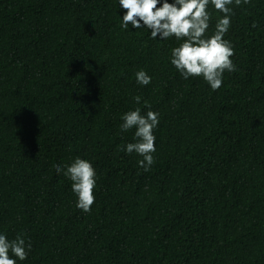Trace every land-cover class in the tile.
I'll return each mask as SVG.
<instances>
[{"label":"trees","instance_id":"1","mask_svg":"<svg viewBox=\"0 0 264 264\" xmlns=\"http://www.w3.org/2000/svg\"><path fill=\"white\" fill-rule=\"evenodd\" d=\"M231 7L237 71L213 91L170 63L180 41L123 29L118 0H0V233L32 245L17 264H264V0ZM144 101L148 171L119 150ZM76 156L97 173L88 213L55 171Z\"/></svg>","mask_w":264,"mask_h":264},{"label":"clouds","instance_id":"2","mask_svg":"<svg viewBox=\"0 0 264 264\" xmlns=\"http://www.w3.org/2000/svg\"><path fill=\"white\" fill-rule=\"evenodd\" d=\"M249 0H118L119 7L124 9L121 27L146 28L150 30L152 39L167 40L174 37L180 43L171 48L170 63L182 78L201 77L215 91L223 85L225 72L237 71L231 57L234 47L230 40L225 39L235 14L233 4L240 6ZM211 5L219 15L215 29L209 34ZM255 26V25H254ZM137 84L147 86L151 76L143 69L135 73ZM137 104L140 97H134ZM146 112L141 113L139 107L124 112L120 119L121 131L135 129L133 140L120 147L127 154L136 153L142 157L138 166L148 171L154 164L153 153L156 151L154 130L159 124V113L151 109V104L144 101ZM57 174L63 173L71 181V190L77 197L76 208L88 213L95 202L96 170L92 163L79 156L69 163L56 165ZM30 239L18 233L15 238L8 239L0 233V264H17V260L27 259L31 250ZM15 257V258H13Z\"/></svg>","mask_w":264,"mask_h":264}]
</instances>
